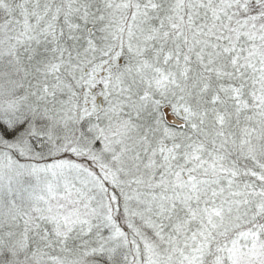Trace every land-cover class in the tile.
<instances>
[{"label": "snow or ice", "instance_id": "6c2138e0", "mask_svg": "<svg viewBox=\"0 0 264 264\" xmlns=\"http://www.w3.org/2000/svg\"><path fill=\"white\" fill-rule=\"evenodd\" d=\"M0 264H264V0H0Z\"/></svg>", "mask_w": 264, "mask_h": 264}]
</instances>
